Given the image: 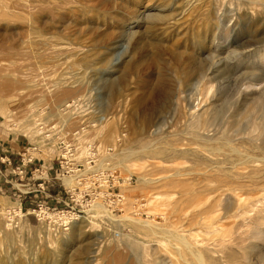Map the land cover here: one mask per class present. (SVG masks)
<instances>
[{
	"label": "rangeland",
	"instance_id": "1",
	"mask_svg": "<svg viewBox=\"0 0 264 264\" xmlns=\"http://www.w3.org/2000/svg\"><path fill=\"white\" fill-rule=\"evenodd\" d=\"M1 101L0 264H264V0H0Z\"/></svg>",
	"mask_w": 264,
	"mask_h": 264
},
{
	"label": "built area",
	"instance_id": "2",
	"mask_svg": "<svg viewBox=\"0 0 264 264\" xmlns=\"http://www.w3.org/2000/svg\"><path fill=\"white\" fill-rule=\"evenodd\" d=\"M95 151L96 149L93 145H88V152H90V155L88 156L89 159L87 160L88 163L92 161V157L94 156ZM73 156L74 153H71L69 151H66L63 155H60V159L58 160V179L61 180L65 176L76 175L79 171L78 168L81 164L75 161V159H73ZM96 176H98L100 181L103 180V178L107 175L103 172H100L99 175ZM36 178L41 179V175H38ZM42 186L43 183H41V188H43ZM87 205H89V201L85 202L84 206ZM33 211L36 212V214L40 216L43 221H46L48 224H51V226L56 225L58 228L63 229L66 228V226L68 225L67 223L69 222L68 220L71 217L79 216L78 213L81 210L69 206L68 203H65L64 208L58 210V208L48 203V200L45 197H40L39 200L36 202ZM54 222L55 224H53Z\"/></svg>",
	"mask_w": 264,
	"mask_h": 264
},
{
	"label": "bare ground",
	"instance_id": "3",
	"mask_svg": "<svg viewBox=\"0 0 264 264\" xmlns=\"http://www.w3.org/2000/svg\"><path fill=\"white\" fill-rule=\"evenodd\" d=\"M2 3V2H1ZM3 5V4H2ZM5 6V5H4ZM106 87V86H105ZM100 88V87H99ZM103 88V87H102ZM5 90H6V92L7 93H10L11 92V88H9V87H5L4 88ZM65 93H66V91H64V90H61V89H59V90H57V91H55L54 93H53V95H49V96H46V95H42L41 97H38V98H35L36 100H38V101H47V100H50L51 101V103H52V105L53 104H55V103H61L62 102V97L65 95ZM103 95V94H102ZM99 97V96H98ZM7 98V97H6ZM100 98V97H99ZM99 98H97V99H99ZM34 99V100H35ZM102 99V98H101ZM2 100L4 101V97L2 98ZM5 100H7V99H5ZM33 100V101H34ZM3 101H1V103H0V107H2L3 106ZM101 101V100H100ZM103 101V100H102ZM6 102V101H5ZM11 102V101H10ZM36 102V101H35ZM6 104H7V102H6ZM29 104V103H28ZM36 105V104H35ZM57 105H59V104H57ZM18 106H21V104H19ZM54 107H56V105L54 106L53 105V107L52 108H54ZM27 107H25V108H22L21 109V111H19V112H17V113H19L18 115H17V113L15 112V121H16V119L17 118H19V119H24V121H23V124H24V131H25V133L26 134H28V136H30L31 138H34V137H36L37 135H38V133L40 132V128H39V126H38V124H41V122L40 123H38V124H36V121L38 122V120H36L35 121V124H34V122H31L30 121V119L28 118L29 116L27 115L28 114V112H26V109ZM2 109V108H1ZM53 110V109H52ZM3 112V110H1V113ZM27 113V114H26ZM3 114H5V113H3ZM50 114V113H49ZM213 117L214 116H216V115H212ZM261 118L262 117H264V115H259ZM212 117V118H213ZM32 118H34L33 116H32ZM215 118V117H214ZM43 119V118H42ZM34 120V119H33ZM41 120V119H40ZM39 120V121H40ZM260 120V119H259ZM262 120V119H261ZM257 121V120H256ZM43 122V121H42ZM209 122V121H208ZM259 122V121H258ZM14 124V123H13ZM43 125H44V123H43ZM42 128V127H41ZM49 127H47L46 129H48ZM43 129V128H42ZM45 129V128H44ZM43 129V130H44ZM50 130V129H49ZM52 130V129H51ZM91 131V130H90ZM55 132V131H54ZM53 132V133H54ZM41 133V132H40ZM97 133H99V132H97ZM50 134V133H49ZM247 134V133H246ZM44 135V134H43ZM48 135V134H47ZM98 135V134H97ZM54 136V135H53ZM52 136V137H53ZM50 139H51V137H50ZM86 139V138H85ZM49 140V139H48ZM47 140V141H48ZM46 141V140H45ZM53 142V141H52ZM86 142V141H85ZM47 143H49V142H47ZM87 143V142H86ZM82 144V143H81ZM92 144H93V142H92ZM85 145V144H84ZM90 145V144H89ZM78 148V147H77ZM80 148V147H79ZM78 148V149H79ZM264 148V147H263ZM82 149H84V148H82ZM81 149V150H82ZM78 151V150H77ZM85 151H86V149H85ZM83 153V152H82ZM78 154H79V152H78ZM89 154V153H88ZM77 158V157H76ZM83 171V170H82ZM98 172V171H97ZM82 173V172H81ZM80 174V173H79ZM75 176V175H74ZM78 176V175H77ZM84 177V176H83ZM114 177V176H113ZM63 182V181H62ZM226 195V194H225ZM224 197V196H223ZM224 199V198H223ZM94 199H92L91 198V201L89 202V205H88V207L90 206V205H92V206H99V205H97L96 203L94 204ZM93 203V204H92ZM94 208V207H93ZM69 222L67 223L68 225L66 226V228H63V229H61V230H67L68 229V227H69V229H70V233H72L74 236H78V238L80 237V236H82V233H83V228H84V226H86V225H89V227H91L92 225H95L94 224V221H93V215H89V214H87L86 216H74V217H71L69 220H68ZM48 224V223H47ZM53 224H55V222L53 223ZM140 224L142 225V226H146L148 223L146 222V221H142V220H140ZM5 225V224H4ZM51 224H48V226H50ZM54 227V229H58V227L56 226V225H53ZM51 227V226H50ZM48 229V232H50L49 231V228H47ZM54 234V233H53ZM85 236V235H84ZM255 236H258V233H255ZM255 236H253V237H255ZM261 236L262 235H259L258 237H260V239H261ZM3 237H5V238H7L6 236H3ZM2 237V238H3ZM55 237V236H54ZM68 237V236H67ZM263 237V236H262ZM9 238V237H8ZM77 238V237H76ZM81 238V237H80ZM4 239V238H3ZM56 241L57 240H60L61 239V237H57V238H54ZM70 239V238H69ZM263 240V239H262ZM18 241V240H17ZM223 242V241H222ZM240 242V241H239ZM0 244H2V242H1V238H0ZM93 243H91V244H88L90 247H91V245H92ZM141 247V246H140ZM86 248V247H85ZM87 250V249H86ZM2 252V251H1ZM146 252H147V250H146ZM146 255V254H145ZM140 257V256H139ZM138 257V258H139ZM146 257H147V255H146ZM163 258V257H162ZM158 259V258H157ZM157 259H156V261H157ZM3 260V259H2ZM152 260H154L155 261V259H153L152 258ZM170 260V259H169ZM173 260V259H172ZM21 262V261H20ZM141 262V261H140ZM160 262V261H159ZM176 262V261H175ZM16 264L18 263L19 264V262H15ZM14 263V264H15ZM162 262H160L159 264H161ZM10 264V263H9ZM146 264H148V263H146ZM173 264H174V262H173Z\"/></svg>",
	"mask_w": 264,
	"mask_h": 264
},
{
	"label": "crops",
	"instance_id": "4",
	"mask_svg": "<svg viewBox=\"0 0 264 264\" xmlns=\"http://www.w3.org/2000/svg\"><path fill=\"white\" fill-rule=\"evenodd\" d=\"M13 158L12 154H1L0 155V166L1 167H8L10 165V160Z\"/></svg>",
	"mask_w": 264,
	"mask_h": 264
}]
</instances>
